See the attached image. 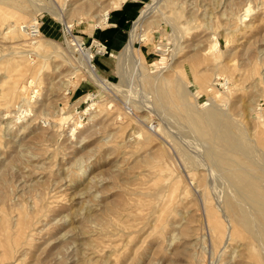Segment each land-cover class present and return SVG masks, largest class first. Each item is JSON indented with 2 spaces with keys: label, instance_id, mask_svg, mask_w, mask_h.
I'll return each mask as SVG.
<instances>
[{
  "label": "rangeland",
  "instance_id": "rangeland-1",
  "mask_svg": "<svg viewBox=\"0 0 264 264\" xmlns=\"http://www.w3.org/2000/svg\"><path fill=\"white\" fill-rule=\"evenodd\" d=\"M118 1L0 0V264H264L251 232L225 238L231 187L173 89L227 113L264 163V0H141L122 47L92 60L116 85L102 88L67 41L92 56L88 34ZM147 3L141 66L113 53ZM34 18L36 39L20 28Z\"/></svg>",
  "mask_w": 264,
  "mask_h": 264
},
{
  "label": "bare ground",
  "instance_id": "bare-ground-1",
  "mask_svg": "<svg viewBox=\"0 0 264 264\" xmlns=\"http://www.w3.org/2000/svg\"><path fill=\"white\" fill-rule=\"evenodd\" d=\"M125 1L126 0H120L116 3L114 2L112 8L119 7ZM35 2L33 4H35ZM151 11H152V7L150 3H147L144 7L140 9L138 16L133 21L128 41L121 49V52L118 51L116 53H113V55H115L118 58H120L121 56L132 57L134 58L136 64L143 66L141 58L139 54L136 52L134 42L138 36L137 33L138 29L141 28V26H143L144 22L149 17ZM108 12L109 10H105L100 16L98 15L99 19L97 21V25L98 24L102 25L103 23L106 22ZM33 20H34L33 23H38V20L36 18H34ZM72 40H74L75 43ZM37 42H38L37 40H34V43ZM76 42H77V38H71L67 41V43L71 45V48L75 52L74 57L77 62V65L75 67L85 68L90 79L100 87L115 88L116 85L111 84V82H109L105 77H103L98 72L99 70H97L96 67L93 66L90 60L91 55L89 54L88 50L81 48L79 45H77L78 42L77 44ZM213 44L215 45L216 43L214 42ZM75 45H77V49L74 48ZM175 80L176 81H174L173 83L174 94L180 99L181 103L183 104V108L185 111L183 118L185 119L188 126L192 129L190 130L191 133L195 132L198 135L197 137H200L201 139L207 142V144L205 145L208 146L206 151V155H207L206 157H208L210 162H213L214 164L224 169L225 177L228 180L227 182H229V185L231 187L230 192L232 193L230 194V197L226 198V202H225L226 209L231 213L230 214L231 219H229L228 221L229 230L227 232L225 230L227 237H225V234L222 233L225 226L223 227V224L217 218L213 217L212 219V216L209 217V223L211 225L210 227L215 233H217L215 235L217 238L220 236L223 237L222 235H224L226 239L232 240L236 227L240 226L241 228L251 232L252 235L255 237V239L257 238L258 241L260 240L262 243H264V221H261L260 218H256L251 213V210L253 209L255 211L254 215L258 214L259 216L264 217V185H262V180H264V163H255V161L257 160L256 158L257 153L255 154L256 151L255 147L248 141L245 132L242 129L237 128L238 129L237 131L236 129H234L236 128L234 125L236 123L233 124V122L227 116V113L223 112L221 109L217 108L214 105H210L203 110L190 108L189 106L192 107V105H188L190 104L189 101L186 103L187 99L185 98L188 95H186L187 91L184 88L183 83L181 85V83L179 82L180 80L179 81H177V79ZM165 82H167L166 79H164V84H167ZM159 83L161 85V82ZM152 85H155V83ZM156 86L157 84L155 85V87ZM166 86L168 87V85ZM158 88L159 85L157 86L156 89L154 88L156 91L153 90L156 92L157 95L155 94V92H153V94L157 96L156 97L158 99V101H156L158 102L157 104L161 105L158 106L162 107L164 105V102L165 105L168 102L167 101L168 99L166 97V91L168 89L165 90L166 88L165 89L164 88L158 89ZM17 91L18 90H16V92ZM21 93L19 94L21 95ZM25 97L26 95L24 96V98ZM255 166L256 168H259L260 172L255 171L254 169ZM225 223H227V221ZM212 236L214 235L212 234ZM221 240L222 239H220V241ZM213 241L215 240L213 239ZM258 243L259 245L261 244L260 242Z\"/></svg>",
  "mask_w": 264,
  "mask_h": 264
},
{
  "label": "crops",
  "instance_id": "crops-1",
  "mask_svg": "<svg viewBox=\"0 0 264 264\" xmlns=\"http://www.w3.org/2000/svg\"><path fill=\"white\" fill-rule=\"evenodd\" d=\"M141 0H126L119 7L108 12L106 22L95 27L88 34V40L104 43L108 49H119L127 39V29L138 13ZM103 63V58H99Z\"/></svg>",
  "mask_w": 264,
  "mask_h": 264
},
{
  "label": "built area",
  "instance_id": "built-area-1",
  "mask_svg": "<svg viewBox=\"0 0 264 264\" xmlns=\"http://www.w3.org/2000/svg\"><path fill=\"white\" fill-rule=\"evenodd\" d=\"M21 28H23L22 30L31 38H34L36 39L40 34H41V30H40V23H33V22H30V23H27L25 25H22ZM81 48L83 49H86L87 47L85 46V42L82 41L81 42V45H80ZM88 48L91 50L93 49V53H92V56H91V62L94 58V56H97V55H104L106 53H108V48L107 46L100 42V41H97V40H91Z\"/></svg>",
  "mask_w": 264,
  "mask_h": 264
}]
</instances>
